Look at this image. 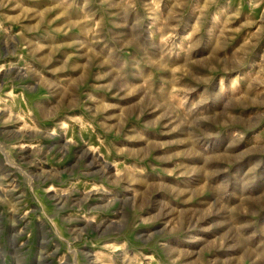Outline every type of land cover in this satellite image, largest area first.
I'll use <instances>...</instances> for the list:
<instances>
[{
	"label": "rangeland",
	"instance_id": "374dc122",
	"mask_svg": "<svg viewBox=\"0 0 264 264\" xmlns=\"http://www.w3.org/2000/svg\"><path fill=\"white\" fill-rule=\"evenodd\" d=\"M0 264H264V0H0Z\"/></svg>",
	"mask_w": 264,
	"mask_h": 264
},
{
	"label": "bare ground",
	"instance_id": "6f19581e",
	"mask_svg": "<svg viewBox=\"0 0 264 264\" xmlns=\"http://www.w3.org/2000/svg\"><path fill=\"white\" fill-rule=\"evenodd\" d=\"M40 249V248H39ZM40 252V251H39ZM42 254V253H41Z\"/></svg>",
	"mask_w": 264,
	"mask_h": 264
}]
</instances>
